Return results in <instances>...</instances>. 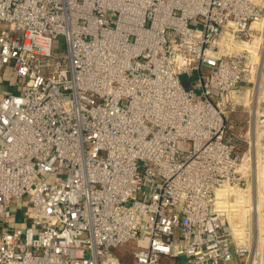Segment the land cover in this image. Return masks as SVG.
<instances>
[{
    "label": "built area",
    "instance_id": "built-area-1",
    "mask_svg": "<svg viewBox=\"0 0 264 264\" xmlns=\"http://www.w3.org/2000/svg\"><path fill=\"white\" fill-rule=\"evenodd\" d=\"M1 22L25 81L0 91V264H264V0H0Z\"/></svg>",
    "mask_w": 264,
    "mask_h": 264
},
{
    "label": "rangeland",
    "instance_id": "rangeland-1",
    "mask_svg": "<svg viewBox=\"0 0 264 264\" xmlns=\"http://www.w3.org/2000/svg\"><path fill=\"white\" fill-rule=\"evenodd\" d=\"M192 25L194 27H197V28L202 27L201 24L198 22H192ZM5 27H6L5 23L1 22L0 23V30L5 28ZM52 52H53V54H57V55L65 52L62 36H59V37H57V39L54 40ZM24 81L25 80L23 78L18 79L12 73V66H11V64H9V66H7L5 68L4 72L2 74H0V91L8 90V91H11L13 93H21L23 90ZM181 81L185 87L194 88L195 89V95H196V97H198L199 93H198V90L196 89L198 79H197V76L195 73H191V75H189V76L188 75L181 76ZM52 178H53V176L49 175L47 181L51 182ZM242 202L243 203L240 205H231V208H232V206H234L232 208L233 210H236V212H240V215H236V216H233L230 213V216H231L230 219L234 223V226H238V225H235L237 222L244 221V214H246L245 221L249 222V220H248L249 216L247 213L250 211V209H251L250 204L252 205V203L250 202V204H249L247 200L242 201ZM30 209H31V200L28 196H24L22 199H20L17 202L12 201L11 206L7 209V211L5 213L6 215L4 218V225L5 226H9L10 224H16L18 226L22 225L23 224L22 218L24 219L27 216V213L30 211ZM252 210H253V208H252ZM227 211H228V209H227ZM258 224L259 223L257 222V216L252 215V220H251L252 231H251V233L254 236L257 235L256 232H257V228L259 227ZM1 225H2V220H0V227H1ZM135 245H136V243L134 241L122 243L114 249V254L117 255L121 259L129 261L130 249ZM179 260L181 262H183V258H180Z\"/></svg>",
    "mask_w": 264,
    "mask_h": 264
},
{
    "label": "bare ground",
    "instance_id": "bare-ground-1",
    "mask_svg": "<svg viewBox=\"0 0 264 264\" xmlns=\"http://www.w3.org/2000/svg\"><path fill=\"white\" fill-rule=\"evenodd\" d=\"M240 196H242V197H243V198L241 199L242 201H245V200L249 201V199H248V198L246 199V197L244 198V196H243V195H240ZM222 205H224L225 207H226V206H229V208H230V211H232V212H236V210H233V209H232L234 206H232V208H231V205H230V204H228L227 202H224V203H222ZM253 205H254V204H253ZM253 205H252V206H253ZM224 206H223V207H224ZM229 208H228V209H229ZM252 208H253V211H254V210H255V205H254ZM232 212H231V213H232ZM232 215H233V216H236V215H235V213H234V214H232Z\"/></svg>",
    "mask_w": 264,
    "mask_h": 264
}]
</instances>
